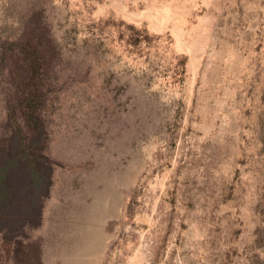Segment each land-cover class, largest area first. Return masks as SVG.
<instances>
[{
  "label": "rangeland",
  "instance_id": "374dc122",
  "mask_svg": "<svg viewBox=\"0 0 264 264\" xmlns=\"http://www.w3.org/2000/svg\"><path fill=\"white\" fill-rule=\"evenodd\" d=\"M33 15L53 171L0 264H264V0H0V43Z\"/></svg>",
  "mask_w": 264,
  "mask_h": 264
},
{
  "label": "trees",
  "instance_id": "16d2710c",
  "mask_svg": "<svg viewBox=\"0 0 264 264\" xmlns=\"http://www.w3.org/2000/svg\"><path fill=\"white\" fill-rule=\"evenodd\" d=\"M38 15L15 41L0 43L4 119L0 123V237L14 240L35 228L51 186L44 107L50 71L60 55Z\"/></svg>",
  "mask_w": 264,
  "mask_h": 264
}]
</instances>
